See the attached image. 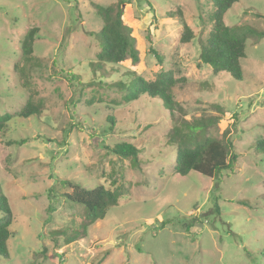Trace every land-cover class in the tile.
<instances>
[{
  "label": "rangeland",
  "instance_id": "rangeland-1",
  "mask_svg": "<svg viewBox=\"0 0 264 264\" xmlns=\"http://www.w3.org/2000/svg\"><path fill=\"white\" fill-rule=\"evenodd\" d=\"M116 2L0 0V113L27 101L39 109L0 132V191L13 216L0 264H264V152L254 149L264 135V36L247 38L241 80L213 74L199 59L212 0H128L123 21L135 56L95 65L102 26L95 4ZM179 10L194 34L187 43L179 41ZM263 16L264 0H237L223 21L263 30ZM34 27L23 60L20 40ZM160 66L180 78L172 114L158 98L125 99L134 76L153 80ZM191 124H201L198 136L232 142V170L214 178L173 172L170 139ZM120 141L138 148L137 163L110 151ZM63 179L121 195L89 223L86 208L65 197ZM192 218L200 225L183 228Z\"/></svg>",
  "mask_w": 264,
  "mask_h": 264
},
{
  "label": "trees",
  "instance_id": "trees-1",
  "mask_svg": "<svg viewBox=\"0 0 264 264\" xmlns=\"http://www.w3.org/2000/svg\"><path fill=\"white\" fill-rule=\"evenodd\" d=\"M237 0H212L213 26L207 36L200 42L199 59L201 63H206L211 67L213 74L226 72L237 80L242 79V70L240 59L244 57V48L247 38L255 36L261 38L264 36V29L244 26H228L223 21L224 13ZM128 0H117L115 5H97L96 13L102 20V26L97 32L101 42V49L96 55L95 65L103 62L119 64L125 61L128 54L135 56L134 41L131 35V27L123 21V7ZM173 16L172 12L168 14ZM256 16L261 17L257 13ZM182 30L179 35L181 43L189 42L194 34L192 29L183 20L179 10ZM264 18V16H263ZM38 28H30L20 40L21 59L29 61L33 52V41ZM158 62H161L157 52L151 49ZM17 64L14 65L16 68ZM69 79H74V75L69 72ZM180 78L174 77L170 69H164L160 66L158 73L153 80H146L142 76H134L127 85L125 99L127 101L137 99L144 94L151 98L160 99L162 106L170 114L175 109L176 102L172 88ZM120 84V83H119ZM39 109L36 105L27 101L25 105L17 112L10 114L0 113V132L7 129L10 120L14 117H29L38 115ZM187 130L183 132L179 129L175 131L174 137L170 139L171 144L175 145L173 172L180 176L186 175L194 170L208 177H219L225 170H232L237 155L233 150V144L230 140L222 141L218 138L201 135L198 136L196 128L201 124L187 125ZM178 136V138L176 137ZM9 143L22 144L24 140H13ZM254 149L264 152V135L255 141ZM110 151L121 158H130L137 163L139 154L138 148L127 141H120L110 148ZM61 184L69 190L64 194L67 200L83 205L86 208V219L89 223L104 218L109 208L117 203L121 195V189L105 188L103 185L84 186L79 181L72 179H63ZM52 208V207H50ZM13 216L6 196L0 191V256L9 257L7 240L11 236L10 224ZM200 225L197 218L191 221L182 222V227L188 230L190 227ZM75 235L66 238V243H70Z\"/></svg>",
  "mask_w": 264,
  "mask_h": 264
}]
</instances>
